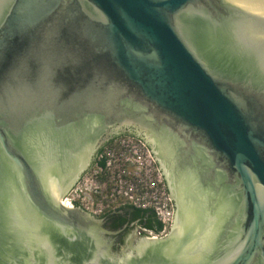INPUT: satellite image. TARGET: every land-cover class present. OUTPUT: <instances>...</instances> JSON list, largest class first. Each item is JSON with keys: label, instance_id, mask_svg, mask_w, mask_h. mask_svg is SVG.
<instances>
[{"label": "water", "instance_id": "obj_1", "mask_svg": "<svg viewBox=\"0 0 264 264\" xmlns=\"http://www.w3.org/2000/svg\"><path fill=\"white\" fill-rule=\"evenodd\" d=\"M130 128L174 230L109 255L60 200ZM0 264H264V0H0Z\"/></svg>", "mask_w": 264, "mask_h": 264}, {"label": "built area", "instance_id": "obj_2", "mask_svg": "<svg viewBox=\"0 0 264 264\" xmlns=\"http://www.w3.org/2000/svg\"><path fill=\"white\" fill-rule=\"evenodd\" d=\"M60 204L100 216L128 206L152 211L162 224V230L143 228L142 232L155 238L168 234L176 215L165 175L152 150L132 135L118 136L107 142L93 167L63 196Z\"/></svg>", "mask_w": 264, "mask_h": 264}, {"label": "flooded vegetation", "instance_id": "obj_3", "mask_svg": "<svg viewBox=\"0 0 264 264\" xmlns=\"http://www.w3.org/2000/svg\"><path fill=\"white\" fill-rule=\"evenodd\" d=\"M126 134L135 136L143 140L145 143L147 142L148 144H151L150 142H148L146 136H144L143 134H140L136 129H133V128L126 129L125 131H120L116 133L113 137L125 136ZM103 146H101L93 154L90 160V163H89L88 170L91 167H93V165L95 164L96 157L101 151V149L103 148ZM148 146L151 149V146L150 145ZM78 213L86 214L88 212H85L84 210L79 209ZM134 217H135L134 211L129 208H125V209L122 208L112 213L106 214L105 216L97 217L104 221V227L107 231L103 237L102 242L104 244H102L101 248L105 252H108L109 255H119V254H122L124 251L128 250L129 249L128 241L130 237L134 234L136 230L142 231L144 220L140 218H134ZM145 218L148 219V216ZM173 230H174V226L170 229L168 234L162 237H166L170 235V233L173 232ZM141 235L145 236L143 232Z\"/></svg>", "mask_w": 264, "mask_h": 264}, {"label": "trees", "instance_id": "obj_4", "mask_svg": "<svg viewBox=\"0 0 264 264\" xmlns=\"http://www.w3.org/2000/svg\"><path fill=\"white\" fill-rule=\"evenodd\" d=\"M126 135H129V134H126ZM116 137H118V136H116ZM116 137H114V138H116ZM125 208H129V209L134 211V213H135L134 218H140V219L144 220L142 228H145L148 230H154L155 232H159L162 230V224L157 220L155 214L152 211H143V210H139V209H136V208L130 207V206L125 207ZM147 216H148V219L145 218Z\"/></svg>", "mask_w": 264, "mask_h": 264}]
</instances>
